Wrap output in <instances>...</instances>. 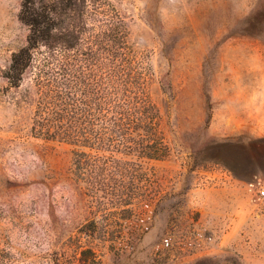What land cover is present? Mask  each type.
Returning <instances> with one entry per match:
<instances>
[{
  "label": "rangeland",
  "instance_id": "374dc122",
  "mask_svg": "<svg viewBox=\"0 0 264 264\" xmlns=\"http://www.w3.org/2000/svg\"><path fill=\"white\" fill-rule=\"evenodd\" d=\"M99 2L126 22L164 157L34 137L28 72L2 75L22 0H0V264H264V0Z\"/></svg>",
  "mask_w": 264,
  "mask_h": 264
},
{
  "label": "trees",
  "instance_id": "16d2710c",
  "mask_svg": "<svg viewBox=\"0 0 264 264\" xmlns=\"http://www.w3.org/2000/svg\"><path fill=\"white\" fill-rule=\"evenodd\" d=\"M19 20L28 30L26 45L2 75L18 87L28 72L37 95L34 137L109 154L164 157L158 111L127 44L126 22L114 8L99 0H22ZM139 131L149 132L148 140L139 136L135 143ZM73 160L116 159L76 151Z\"/></svg>",
  "mask_w": 264,
  "mask_h": 264
},
{
  "label": "built area",
  "instance_id": "2783aa9c",
  "mask_svg": "<svg viewBox=\"0 0 264 264\" xmlns=\"http://www.w3.org/2000/svg\"><path fill=\"white\" fill-rule=\"evenodd\" d=\"M260 197L264 200V187H262L259 191Z\"/></svg>",
  "mask_w": 264,
  "mask_h": 264
},
{
  "label": "crops",
  "instance_id": "0c3cea01",
  "mask_svg": "<svg viewBox=\"0 0 264 264\" xmlns=\"http://www.w3.org/2000/svg\"><path fill=\"white\" fill-rule=\"evenodd\" d=\"M263 160H264V157H263Z\"/></svg>",
  "mask_w": 264,
  "mask_h": 264
}]
</instances>
